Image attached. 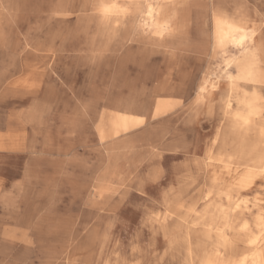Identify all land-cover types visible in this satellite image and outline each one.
<instances>
[{"label":"rangeland","instance_id":"374dc122","mask_svg":"<svg viewBox=\"0 0 264 264\" xmlns=\"http://www.w3.org/2000/svg\"><path fill=\"white\" fill-rule=\"evenodd\" d=\"M149 3L170 31L149 29ZM222 19L255 31L263 82L238 92H256L264 117V0H0V264H200L247 249L197 221L214 205L264 216L263 177L231 202L211 185L228 124Z\"/></svg>","mask_w":264,"mask_h":264},{"label":"bare ground","instance_id":"6f19581e","mask_svg":"<svg viewBox=\"0 0 264 264\" xmlns=\"http://www.w3.org/2000/svg\"><path fill=\"white\" fill-rule=\"evenodd\" d=\"M113 10L116 11L115 8L111 9ZM165 12V8L160 5L155 6L151 3L147 5L146 23L154 34L162 35L170 31V19L163 16ZM254 34L255 31H250L244 23L236 20L222 19L216 23L215 41L217 46L224 49L230 91L224 108L228 124L223 132L222 141L226 150H219L210 156L211 162L220 165L218 170H214L211 185L219 189V196L224 195L230 202L233 200V193L239 194L249 189L257 178H264V117L260 97L256 92L250 97H247L244 90L238 92L241 83L257 86L263 82L262 59ZM227 47H232L237 52L230 53ZM231 67L236 69V74L228 72ZM232 97L239 106L238 110L232 106ZM232 174L233 180L231 179L225 190H221L223 188L220 182L226 175ZM150 192L151 190L148 193ZM156 192L154 191V194ZM239 207L236 206L235 215L231 218L227 208L223 210L220 206L214 205L202 213L197 221L208 226L205 231L208 237L211 236L212 230L216 229L217 237L225 244L228 241L225 230L243 234L247 249L240 256L229 259L224 258L219 249H216L204 256L200 264H264V216L259 211L253 222H250L244 218V212L240 211ZM215 211L223 215V223L219 228L214 226Z\"/></svg>","mask_w":264,"mask_h":264}]
</instances>
